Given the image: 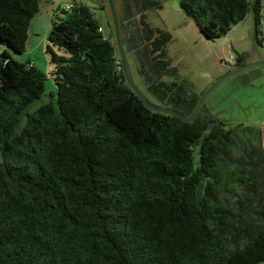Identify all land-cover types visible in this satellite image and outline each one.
I'll return each instance as SVG.
<instances>
[{"label":"trees","instance_id":"16d2710c","mask_svg":"<svg viewBox=\"0 0 264 264\" xmlns=\"http://www.w3.org/2000/svg\"><path fill=\"white\" fill-rule=\"evenodd\" d=\"M95 2L106 25L82 2L53 21L56 101L33 109L46 75L11 52L25 51L40 0H0V264H264L262 129L204 105L192 122L147 108ZM180 6L207 40L252 13L264 44V0ZM156 7L141 0L135 28L122 20L126 51L146 97L188 116L202 93L172 66L171 34L147 21Z\"/></svg>","mask_w":264,"mask_h":264},{"label":"rangeland","instance_id":"374dc122","mask_svg":"<svg viewBox=\"0 0 264 264\" xmlns=\"http://www.w3.org/2000/svg\"><path fill=\"white\" fill-rule=\"evenodd\" d=\"M106 1V0H105ZM162 7L147 11V21L171 34L168 44V57L172 66L180 72L181 78L188 81L196 93H203L218 80L229 75L242 56L246 64L264 63V44L255 40L254 15L249 14L243 21L233 25L223 37L207 40L180 6V0H161ZM82 2L90 7L95 15L107 24L95 0H40V11L31 22L29 38L23 53L12 56L20 62H31L46 75L45 94L32 105L33 109L50 101H56L57 85L55 66L51 54L47 52L48 35L56 18H64L68 6ZM120 23L125 18L133 21L135 28L139 18L141 0H115ZM107 16L111 20L108 8ZM113 26V25H112ZM122 27V26H121ZM264 40V13L262 18ZM122 32V39H123ZM113 39L116 43L114 29ZM124 43V39H123ZM125 47V44H124ZM3 46H0V50ZM126 50V47H125ZM58 53L59 52L57 50ZM134 81L143 93L145 84L135 70L134 54L127 52ZM167 81L171 78L165 77ZM53 95V96H52ZM204 106L228 124H244L262 129L264 134V64L255 65L240 73L230 75L206 98Z\"/></svg>","mask_w":264,"mask_h":264},{"label":"water","instance_id":"95a60500","mask_svg":"<svg viewBox=\"0 0 264 264\" xmlns=\"http://www.w3.org/2000/svg\"><path fill=\"white\" fill-rule=\"evenodd\" d=\"M106 4L108 5L109 11H110L112 25H113V29H114V35H115V39H116V45H117L118 54H119V58H120V62H121V68H122V71L124 73L126 82L129 84V86L135 92V94L140 98V100L144 103V105L147 108H149L155 112L173 115V116L181 119L184 122H192L196 118L198 113L200 112V110H201L202 106L204 105L205 100L208 97V95L220 83H222L230 75L240 73V72L247 70V69H249L255 65H258V64H264L263 62H255V63H250V64L248 63V64H245V65L240 66L238 68H235L233 71H231L229 73L228 76L218 80L211 87H209L205 92H203L201 94V96L199 97V99H198L194 109L190 113V115L186 116V115L182 114L181 112H179L175 109H172V108H169L166 106H162V105H158V104L151 102L146 97V95L140 90L138 85L135 83L133 76L131 74V71H130L129 62L127 59V54H126V50H125L123 39H122L121 23H120V19H119V15H118L116 2H115V0H106Z\"/></svg>","mask_w":264,"mask_h":264},{"label":"built area","instance_id":"2783aa9c","mask_svg":"<svg viewBox=\"0 0 264 264\" xmlns=\"http://www.w3.org/2000/svg\"><path fill=\"white\" fill-rule=\"evenodd\" d=\"M102 30V29H101Z\"/></svg>","mask_w":264,"mask_h":264},{"label":"crops","instance_id":"0c3cea01","mask_svg":"<svg viewBox=\"0 0 264 264\" xmlns=\"http://www.w3.org/2000/svg\"><path fill=\"white\" fill-rule=\"evenodd\" d=\"M247 63V62H246Z\"/></svg>","mask_w":264,"mask_h":264}]
</instances>
